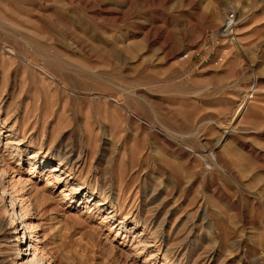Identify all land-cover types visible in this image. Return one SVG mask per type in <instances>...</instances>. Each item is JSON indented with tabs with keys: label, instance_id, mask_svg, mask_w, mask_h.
<instances>
[{
	"label": "rangeland",
	"instance_id": "1",
	"mask_svg": "<svg viewBox=\"0 0 264 264\" xmlns=\"http://www.w3.org/2000/svg\"><path fill=\"white\" fill-rule=\"evenodd\" d=\"M28 252L264 264V0H0V264Z\"/></svg>",
	"mask_w": 264,
	"mask_h": 264
},
{
	"label": "built area",
	"instance_id": "2",
	"mask_svg": "<svg viewBox=\"0 0 264 264\" xmlns=\"http://www.w3.org/2000/svg\"><path fill=\"white\" fill-rule=\"evenodd\" d=\"M234 21H235V14L230 13L226 17L224 23L222 24V32H221L222 40L227 39V40L231 41V39H232L231 30L233 29V26L235 24ZM217 41H219V39ZM220 42L218 43V45H221ZM213 53H214V51H213L212 47L210 46V44L204 43L199 48L184 52L180 56V60H187L191 57H195V59H199L200 62L204 63V64H209V63L219 64V63H221L223 61V58H222L223 55L221 53H219V54L214 56Z\"/></svg>",
	"mask_w": 264,
	"mask_h": 264
},
{
	"label": "bare ground",
	"instance_id": "3",
	"mask_svg": "<svg viewBox=\"0 0 264 264\" xmlns=\"http://www.w3.org/2000/svg\"><path fill=\"white\" fill-rule=\"evenodd\" d=\"M68 162V161H67ZM54 171H57V167H54V169H53ZM59 171H61V170H59ZM2 172V171H1ZM3 173V172H2ZM5 174V173H4ZM2 175V174H1ZM15 186V185H14ZM6 189V188H5ZM5 194V190L4 189H2V193H1V195H4ZM15 199H14V197H12V195H11V202L13 203V207H12V210H13V214L16 216V217H18V219H21L22 221H21V224L24 226L23 228H21V231L20 232H22V236L20 237V241H21V243H22V246H24V247H27V251H31V249H32V251H37V249H38V247H37V242H34L33 241V236L31 237H29V236H27V232H26V230L27 231H31V230H34V228H35V226H34V228L31 226V223L29 222V221H27V220H24V218H25V215L22 213V214H20L19 215V213H18V211H17V206H16V203H15ZM32 202V201H31ZM28 207V206H27ZM30 212V211H29ZM32 214V213H31ZM28 215H29V217H30V213H28ZM27 215V216H28ZM32 221V220H31ZM34 232H35V230H34ZM18 233V232H17ZM4 238V237H3ZM18 240V239H17ZM17 245H19V243L17 244ZM20 247V246H19ZM40 248V247H39ZM41 249H42V247H41ZM40 251H42L43 252V250H40ZM31 253L32 252H28V253H26V254H24L23 255V258H22V260L24 261V262H22L21 264H39L38 263V261L36 260V254H34L33 253V255L31 256Z\"/></svg>",
	"mask_w": 264,
	"mask_h": 264
}]
</instances>
